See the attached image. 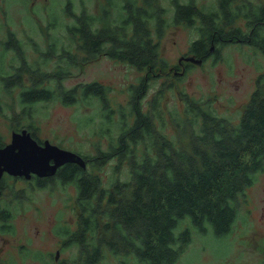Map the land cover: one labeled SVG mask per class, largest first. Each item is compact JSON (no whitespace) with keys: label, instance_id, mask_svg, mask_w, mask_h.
<instances>
[{"label":"trees","instance_id":"obj_1","mask_svg":"<svg viewBox=\"0 0 264 264\" xmlns=\"http://www.w3.org/2000/svg\"><path fill=\"white\" fill-rule=\"evenodd\" d=\"M122 10L126 13L121 11L118 23L111 19V13L103 17L90 12L75 15V22L67 30L72 35L70 39L79 42L78 50L68 51L56 44L45 55L51 58L62 51L61 57L65 59L66 54L70 66L79 65L81 60H97L103 53L140 70L164 66L165 61H159L162 56L156 35L164 32L167 22L158 15L160 11L136 1L124 5ZM52 14V26L61 25L65 30V20ZM175 20L187 26L201 21L200 36L190 44V50L204 60L233 36L264 55V0H220L216 10L201 8L195 1L177 3ZM15 42L17 34L9 33L5 51L16 49ZM37 65L41 67L40 62ZM38 67H24L38 73L35 85L24 87L21 92V104L57 100L74 104L88 96L100 98L105 113L101 114L103 128L97 133L108 134L110 140L104 149L97 140L99 148L90 157L91 162L116 157L118 166H127L125 176L110 179L108 186L77 163L67 164L51 177L54 184L69 183L76 189L78 228L57 231L69 233L63 247L69 248L75 242L79 247L80 253L72 258V264H101L106 250L113 255L137 256L144 264H176L191 240L189 227L179 232L176 228L188 217L203 233L210 228L219 235L231 232L241 201L247 198L246 189L254 183L257 172L264 171V71L238 121L219 115L210 100L204 106L197 99L192 106L185 97L184 120L194 126L192 144L187 147L168 133H160L155 118L165 124L172 111L159 107V97H154L150 107L144 109L142 99L149 77L131 85L127 105L112 108L107 98L109 86L93 81L70 88H51L44 79L52 74L48 80L56 75V83L62 82L68 67L60 63L52 73ZM21 81L18 77L15 84ZM12 87L13 84L8 85L9 89ZM29 94L32 96L23 97Z\"/></svg>","mask_w":264,"mask_h":264},{"label":"rangeland","instance_id":"obj_2","mask_svg":"<svg viewBox=\"0 0 264 264\" xmlns=\"http://www.w3.org/2000/svg\"><path fill=\"white\" fill-rule=\"evenodd\" d=\"M120 1L125 3L127 0H113L114 3L119 4L113 7L115 13L109 15L116 23L120 22L119 11L126 13L124 10H119L122 6ZM136 1L150 10L161 7L166 9L164 13L158 14L166 18L164 35L161 39L156 35V38L160 39L159 50L162 56L159 61L164 60V66L157 65L154 70L147 68L140 70L126 62L117 61L105 53L97 60L90 62L81 60L77 66L68 65L66 60L68 56L65 54V59L62 58V51L47 59L44 52L56 44L67 47L68 51L78 50L79 42L72 41L70 39L72 35L67 30V26L75 22V15L90 12L98 17L107 16L102 10L110 8L101 10L102 7L98 6L95 0H70V4L66 2L69 6L66 5L64 8H62L63 3L58 4L56 8L53 5L48 6L44 0H0V39L8 40L11 32H15L18 38L13 44L17 49L11 48L5 51L4 43L0 42V63L6 62L5 68L9 72L12 58L17 57L18 52L25 48L29 54L27 59L30 62L39 61L40 68L49 73L59 68L60 63L63 67H68L65 68L62 82L56 83V75L48 80L52 74L44 79L51 88L59 85L70 88L99 81L109 86L107 98L112 108H117L119 104L127 105L131 95V85L139 84L142 77L144 79L149 77L146 80V85L149 83V87L142 99L144 109L150 107L154 97H159L160 100L157 102L159 107H166L172 111L167 114L165 124L155 118L160 133H168L175 141L179 140V144L187 147L192 144L191 132L194 126L191 121L184 120L185 97L191 100L192 106H194L192 102L195 103L197 99L204 106L210 100L219 115L238 121L255 89L259 74L264 71L262 53L233 36L232 39H225V44H219L215 52L208 53L202 64L191 61H184L183 65L179 63L181 55L190 52V44L200 36L198 27L201 26V21L197 20L195 26L177 24L175 3L186 4L195 1L201 8L216 10L220 0ZM103 3L110 4L109 0ZM52 9L58 11V18H64L65 30H62L61 25L60 30L59 27L52 26L53 22L50 21L49 15ZM68 45L73 47L68 48ZM78 53L80 54L81 51ZM80 56L83 57L84 53L82 52ZM37 73L34 71V77H37ZM6 75L5 72L1 74L0 70V141L9 142L13 138L11 134L13 129L31 125L37 130L39 137L49 138L63 147L73 148L89 159L97 153L98 139L101 141L102 149L108 147L109 135L101 136L97 133L103 126L101 114L105 113L102 109L104 103L100 98L88 96L81 100L84 102L78 101L74 104H64L60 100L21 104L22 99L17 94L21 90L20 87L25 84L13 88L14 96H12L6 85L9 80ZM34 77L25 73L22 79L27 84L30 83L28 78ZM193 115L194 113H191V116ZM34 122L36 126H33ZM118 162L116 157L105 162L96 160L90 163L88 170L90 169L92 175L99 178L101 184L108 186L110 179L124 177L127 172L126 164L118 166ZM53 186L49 189L40 188V191L34 195L35 199L31 204L36 203L40 213L19 216L17 224L20 227L16 236L10 232L0 231V237L5 235L9 238L12 253L14 244L19 241L28 242L34 251L39 248L45 251L60 249L63 235L55 231V224L52 223V217L58 214H61V217L65 215L63 221L59 220L62 221L60 224L69 223L73 228L78 226L79 206L75 197V187L69 183L62 185L60 182ZM29 189L32 187L28 182L11 179L10 184L4 188L3 198H7L10 208H16L21 212L24 203L20 202V195L16 196V193H26ZM246 195V200L241 201L239 216L229 233L219 235L211 228L203 233L192 223L190 217L184 220L176 231L189 227L191 240L181 252L176 264H264V171L257 172L254 183L246 189ZM31 204H27L28 210L33 208ZM75 245L76 242L63 251V256L68 258L70 264L72 258L80 253L79 247ZM34 251H28L29 255L19 253L22 264H56L54 259L46 262L47 257L32 256ZM101 264H144V262L137 256L113 255L106 250V257Z\"/></svg>","mask_w":264,"mask_h":264},{"label":"flooded vegetation","instance_id":"obj_3","mask_svg":"<svg viewBox=\"0 0 264 264\" xmlns=\"http://www.w3.org/2000/svg\"><path fill=\"white\" fill-rule=\"evenodd\" d=\"M44 1H45V4H47L48 6L49 5H53L56 8H57V5L60 4V3H63L62 8H64L66 5L69 6V4H70V0H44ZM76 1H78V0H76ZM95 1H96V4L98 6L102 7L101 10L103 8H110L111 9V10L110 9L102 10V12L103 13H107V15L110 14L111 11H112L111 14L115 13V11L113 10V7H115V6H117L119 4L118 2L114 3L113 0H109L110 4L103 3L105 0H95ZM133 1H136V0H127L125 3L123 1H120V4L122 6H121V9H119V10H122L124 5H126V6L131 5L133 3ZM66 2H69V4H66ZM177 3H180V2H176L175 5ZM137 4H139V3L137 2ZM41 5H43V4H41ZM139 5H141V4H139ZM141 6H143V5H141ZM144 7H146V6H144ZM119 10H116V12L119 11ZM156 10L160 11V13H164L166 11V9L162 8V7L161 8H157ZM51 12L54 13V14H52ZM57 13H58V11L55 10V9H52V10L49 11V15L52 14V15L58 17ZM66 14L67 13H65V15ZM119 14H121V11H119L118 16H119ZM54 20H55V17H51L50 16V21L53 22ZM165 20H166V18H165ZM59 30H60V27H59ZM0 31H1V28H0ZM164 31H165V29H164ZM163 35H164V32L162 34H159L157 37L161 39V37ZM160 39L158 41H160ZM17 41H18V38H17ZM0 42L4 43V45H5V44H7L8 40L7 39H4V40L0 39ZM5 48H6V45H5ZM214 49L215 48L212 45L211 46V50L213 51ZM160 54H161V52H160ZM21 55H22V58H21ZM191 56H195V57L199 58L198 54L192 53V51H190L188 53H184V55H181V60L179 59V63H181V65H183L184 61H191L189 59V57H191ZM45 57L47 59H49L46 55H45ZM27 58H29V54L25 50V48H23L21 52H18L17 57L14 56L12 58V62L10 63L11 69L9 70V72L5 68L6 62L3 61V62L0 63L1 74L5 72V73H7L8 77H9V80L6 83V85L7 86L11 85V84L14 85V87H12L10 89V91H11L10 95H12V96H14V93H13L14 89L13 88H15V87H18L20 85H24L25 84L24 86L20 87L21 90L17 94L19 97H22L21 92L23 91L24 87L35 85L34 84L35 83L34 71H36V70H34L32 68L25 70L24 67L25 68H27L28 66L38 67L37 64H38L39 61L30 62V60H28ZM203 61H204V59L202 58L201 64L203 63ZM191 62H193V61H191ZM193 63H195V62H193ZM195 64H198V63H195ZM22 65H24V67ZM13 67H15V68H13ZM17 72L19 74H16ZM25 73H29V74H31L34 77V78H28L30 80L29 81L30 83L26 84L25 80L22 79V77L24 76ZM18 77H20L22 81H21L20 84L17 85V84H15V80ZM31 96H32L31 94L23 95V97H31ZM33 126H36L35 122L33 123ZM23 131H26L27 133H30L34 137V139L37 140L38 143L43 144L44 146H45V142L48 140L51 143L57 144L58 146H60L62 148H66V149H69V150H72V151L76 152L77 154L82 156V158L84 159V162L86 164L83 165L79 161H67V162L59 165L54 173H49L47 166L45 168H42V172L43 173H38L36 171H30V172H27V173L13 174V173H10L7 170H4L2 172V174L0 175V231L2 233L10 232V233H13L15 236L18 233V227H20L19 224H17V218L19 216H22V215H25V214H31V213H40L39 212L40 209L37 206V204L36 203L35 204H31V201H34V199H35L34 195L37 194L40 191L39 190L40 188H48L49 189V187H51V185L52 186L54 185V183L51 181V177H53V176L55 177V175L59 174L67 164L77 163L78 166H82L84 169L87 170L88 169L87 166H89L90 163H91L90 159L87 158V157H84L81 152L75 151V149L73 150V148L70 149V147H68V148L67 147H63V146L59 145L58 143L52 142L49 138H44L43 139V138L39 137L38 132H36L37 130H35L31 125H29V126L26 125V126H23V127H18L16 129H13L12 133H11L13 135L12 140H10L9 142H5V143L0 141V148L1 147H5L10 142H13L14 141V134H15V136H17L16 138L22 139V145H24L25 141H26V138L25 137H21L20 134H19V133H22ZM50 163L54 164L55 160L52 158L50 160ZM2 167H4V166H2ZM11 179L13 181L16 180V179H22L23 181L28 182V184L32 187V189H29L28 192H26V193H20V194L18 192L16 193V196L20 195V202L24 203L21 206L23 208V210L21 212H19L16 208H13V209L10 208L8 206L7 198H3L4 188H5L6 185L10 184V180ZM38 182H44L46 185L45 186H40ZM76 200H77V197H76ZM27 204H31L33 206V208L31 210H28L27 209ZM77 213H78V211H77ZM56 217L55 216L52 217L53 218V222L52 223L55 224L54 225V229H55L56 232L60 228L61 229H69V228L74 229L73 227L69 226L70 225L69 223L68 224H63V225L60 224L64 220L65 215H63L61 217V214H58ZM59 220H62V221H59ZM77 228H78V226H76V229ZM59 234L61 236L63 235V238H62L61 243H60L61 244V248L58 249V250L45 251L44 249L39 248L38 250L34 251L33 249L30 248V244L28 242L19 241V242H16L14 244V248H13L14 252L13 253L11 252L12 244L10 245L9 238H7L5 235H2L0 237V264H10V262H13V264H22L21 260L19 259V253L20 254L23 253V254L29 255V254H27L28 251H34V255H32V256L47 257V261L46 262H50V260L54 259L56 264H65V263L69 264L68 258L63 256V251H66L67 248H68V247H63V244L67 240V237L69 236V233H65V234L59 233ZM1 241H2V243H1ZM73 244L74 243L70 244L69 246H71Z\"/></svg>","mask_w":264,"mask_h":264},{"label":"water","instance_id":"obj_4","mask_svg":"<svg viewBox=\"0 0 264 264\" xmlns=\"http://www.w3.org/2000/svg\"><path fill=\"white\" fill-rule=\"evenodd\" d=\"M189 59L195 63L202 62V58L195 56H191ZM19 134L26 138L24 145H22V139L16 138L17 136L14 134V141L0 148V175L4 170L13 174L30 171L43 173L42 168L46 166L49 173H54L59 165L67 161H79L83 165L86 164L82 156L72 150L62 148L48 140L44 146L26 131ZM52 158L55 160L54 164L50 163Z\"/></svg>","mask_w":264,"mask_h":264}]
</instances>
